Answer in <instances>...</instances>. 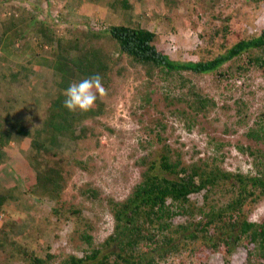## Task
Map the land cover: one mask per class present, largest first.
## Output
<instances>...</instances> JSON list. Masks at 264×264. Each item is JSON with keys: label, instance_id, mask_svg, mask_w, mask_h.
<instances>
[{"label": "rangeland", "instance_id": "rangeland-1", "mask_svg": "<svg viewBox=\"0 0 264 264\" xmlns=\"http://www.w3.org/2000/svg\"><path fill=\"white\" fill-rule=\"evenodd\" d=\"M95 1L107 8L108 17L101 11L91 17L68 13L66 7L57 3L52 8L47 6V12L33 10L27 4L23 7L36 16V21L58 23L57 35L67 34L71 29L85 30L89 25L104 28L108 24L132 22L154 31L158 49L180 61L211 59L236 41L258 35L264 27V0H128L131 4L128 9L111 7L115 0ZM40 5L43 7L44 1ZM29 39L17 52V58L0 63V74L24 72L26 68L21 65L27 66L33 54L32 50L27 51L33 42ZM257 53V50L245 52L209 73L182 72L187 80L184 87L178 84L179 75L175 74L170 84L156 77L146 88L142 68L126 79L117 78L110 83L99 117L73 124L74 133L86 126L97 135L85 137L79 143L60 138L61 151L68 161L77 158L82 164L81 167L71 164V174L59 202L36 187L35 172L25 157L30 139L18 136L12 127V141L0 149V194L9 197L0 213V264H24V253L28 252L54 254L49 264H60L69 255L80 257L85 252L81 250L78 232L88 228L95 244L102 243L114 225L104 198H125L140 180L146 164L153 162L160 169L164 144L178 149L186 164L216 155V163L223 170L250 174L252 157L237 147L264 149V143L246 135L255 123L264 124V66L251 62ZM37 68L40 70L35 69L27 85L15 86L12 78H8V87L0 85V123L5 129L20 118L30 129L42 123L45 107L56 95L53 83L58 81L59 73ZM167 85L173 94L192 89L208 95L214 106L196 112L171 94L166 99ZM146 93L148 101L144 99ZM183 110L186 120L184 116L178 119ZM214 143L222 145L216 150ZM179 175L166 174L172 178ZM85 188L97 190L98 197L92 199L81 194ZM227 189L230 190V184ZM230 195L227 192L219 195L221 202L225 203ZM203 196L204 191H200L191 194L189 200L197 207L203 203ZM62 202L80 208L79 212L58 220L51 209ZM244 209L249 220L259 222L264 217V196L256 202H246ZM198 219L200 215L191 211L190 215L175 214L170 221L177 225ZM243 242L237 243L230 254L203 248L201 239L182 242L175 252L157 256L154 264H250ZM113 249V246L106 248L107 252ZM261 263L264 264V259Z\"/></svg>", "mask_w": 264, "mask_h": 264}, {"label": "trees", "instance_id": "trees-1", "mask_svg": "<svg viewBox=\"0 0 264 264\" xmlns=\"http://www.w3.org/2000/svg\"><path fill=\"white\" fill-rule=\"evenodd\" d=\"M9 1L0 0V9L7 7L12 10L10 5L7 6ZM40 4L42 3L38 1L29 3L31 7L32 5L41 7ZM118 6L128 9L131 4L128 0H115L112 7ZM19 10L21 9L18 8L16 13ZM22 11V18H16L13 11L10 14L11 19H6L5 24L3 21L1 23L19 39L18 44L14 45L18 53L28 41L23 36V27L26 29L32 27L30 30L37 40V46L32 50L33 54L27 66L21 65L26 68L24 72H10L8 76L0 74V85L8 87L10 85L8 78H12L15 86L27 85L38 66L59 73V79L53 83L56 95L49 100L42 123L37 127L27 128L21 118L13 120L9 129H5L0 123V149L12 141L13 128L18 136L29 138L26 151L28 155L25 157L35 172L36 187L42 194L54 198L57 202L67 185L71 164L80 167L82 164V160L77 158L68 161L61 151L60 138L66 137L79 143L85 137H95L97 135L95 130L86 126H82L79 133H74L73 124L77 120L82 123L87 119L96 120L104 108L103 98H98L95 106L87 112H69L64 107L63 93L71 83H78L93 74H100L107 89V86L117 78L126 79L136 73L138 68H142L146 76V88L156 77L170 84L173 82L171 77L175 74L179 75L178 84L184 87L187 80L182 77V72L209 73L223 63L252 50H257L258 53L251 57V62L256 66H264V27L258 35L236 41L226 51L211 59L180 61L172 59L158 49L154 31L140 25H132V22L126 25L108 24L104 28L89 25L85 30L71 29L66 32L67 34L57 35L55 27L58 23L46 19L36 21V16L32 12L29 14L30 11L26 7H23ZM35 24L37 26H33ZM7 31L6 29L4 32ZM36 50L43 54L36 53ZM29 65L33 66L28 67ZM164 92L166 99L171 94L177 100H184L188 107L196 112L214 106L213 98L196 93L192 89L173 94L167 85ZM147 94L144 97L145 101L149 98ZM183 116H186L185 110L179 112L178 119ZM186 119L187 117L184 120ZM246 135L264 143V124L255 123V126L248 129ZM214 145L217 150L222 144ZM237 148L252 157L250 174L223 170L216 163V155L186 164L182 161L178 149L169 148L164 144L159 157L160 169L153 162L146 164L140 180L132 186L125 198L122 200H115L109 196L104 198L113 217L112 233L102 243L95 244L90 228L81 230L78 237L81 239V250L85 254L80 257L69 255L60 264H154L158 257L175 252L180 243L195 242L199 239L203 248L223 251L224 254H230L237 243L244 241L250 264H263L261 260L264 259V217L259 222L249 220L244 204L256 202L264 196V149L247 150L242 146ZM166 174L180 175L172 178ZM229 184L230 190L227 189ZM200 191H204V201L196 207L189 200V196ZM225 192L231 195L223 203L219 195ZM80 193L92 199L98 197V191L93 188H85ZM8 199L9 197L0 194V213L1 207ZM79 210L80 208L65 206L62 202L52 207L51 212L59 220L63 217L69 218L72 213ZM191 211L192 214L194 212L200 215V219L177 225L170 221L175 214L190 215ZM87 226L90 227L89 224ZM112 246L113 251L107 252L106 248ZM24 255V264H49L55 257L52 253L42 256L28 252ZM111 256L114 259H110Z\"/></svg>", "mask_w": 264, "mask_h": 264}, {"label": "crops", "instance_id": "crops-1", "mask_svg": "<svg viewBox=\"0 0 264 264\" xmlns=\"http://www.w3.org/2000/svg\"><path fill=\"white\" fill-rule=\"evenodd\" d=\"M18 1H19V4H16L17 1H15V0L9 1L8 2V5L6 4L8 7L10 5L12 7V10L11 9L9 10L6 7L4 10H1L0 11V60H1L0 63L1 64H2V62L4 60L12 61L11 60V59H13L12 57H14V58H17L18 57L17 56L18 53H15L17 51L14 48V45H17L18 44L17 42L19 40V39L15 38L14 35L11 34V30H9L8 28H6L8 30L7 33L4 32L6 29L3 27V24L1 23V21H3L4 24H5L6 23V19L7 20L11 19V15L10 14L13 13V11H15V17L16 18H18V19L19 18H22L23 17L22 16L23 15V11H24V10L22 11V8H23L22 6H25V4L29 5L30 2H37V1H38V3H42V1H44V4L45 5L43 7H42V5H40L41 7H37L36 5L35 6L32 5V7L36 11H39L40 12V11H42L44 9V11L47 12L46 11L47 6H49V7L52 8L53 4H56L57 3L61 7L62 6L63 7H66L68 13L69 12L70 13H73V14L74 13H79V14L81 13V14H83V16H84V14H87L88 17H91L92 15L95 16L96 13H100V11H101V13L102 12L104 13L103 14L104 16L106 15V17H108V10H107V8H105V9L102 8V5L99 4V3H97L95 0H57V1H54V0H35V1H33V0H24V1L18 0ZM111 7H112V4H111ZM18 8H20L21 10H19L20 12L17 11V13H18L17 14L16 13V10ZM24 15H27V14L24 13ZM97 16H101V15H97ZM23 28L24 29H22V30H23V33H24V35H23L24 38H28L29 37V38H31L29 40L30 41L31 40L33 41L32 46L29 47V49L27 51L33 50L34 47L37 46V40L34 37L33 32L30 30V28H32V27H30L28 29H26L25 27H23ZM2 32H4V34ZM24 46H26V43H24L21 48L23 49ZM36 70H40V69L39 68H36Z\"/></svg>", "mask_w": 264, "mask_h": 264}, {"label": "clouds", "instance_id": "clouds-1", "mask_svg": "<svg viewBox=\"0 0 264 264\" xmlns=\"http://www.w3.org/2000/svg\"><path fill=\"white\" fill-rule=\"evenodd\" d=\"M64 107L69 112H87L91 110L98 98L108 95L100 74L83 79L80 82H73L63 93Z\"/></svg>", "mask_w": 264, "mask_h": 264}]
</instances>
